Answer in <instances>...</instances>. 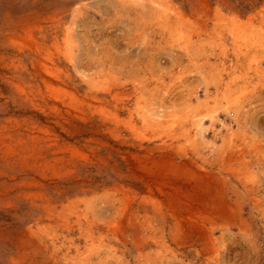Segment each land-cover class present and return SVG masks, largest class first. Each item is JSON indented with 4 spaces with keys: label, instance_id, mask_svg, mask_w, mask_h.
I'll return each mask as SVG.
<instances>
[{
    "label": "rangeland",
    "instance_id": "rangeland-1",
    "mask_svg": "<svg viewBox=\"0 0 264 264\" xmlns=\"http://www.w3.org/2000/svg\"><path fill=\"white\" fill-rule=\"evenodd\" d=\"M133 1L0 0V264H264V0Z\"/></svg>",
    "mask_w": 264,
    "mask_h": 264
},
{
    "label": "bare ground",
    "instance_id": "bare-ground-1",
    "mask_svg": "<svg viewBox=\"0 0 264 264\" xmlns=\"http://www.w3.org/2000/svg\"><path fill=\"white\" fill-rule=\"evenodd\" d=\"M5 1V0H4ZM9 1V0H8ZM39 1V0H38ZM126 1H128V0H126ZM135 1V0H134ZM133 1V2H134ZM44 2V1H43ZM58 2V1H57ZM139 2V1H138ZM137 2V3H138ZM154 2V1H153ZM171 2H172V0H171ZM136 3V4H137ZM163 3V2H162ZM49 4V3H48ZM55 4V3H54ZM150 4H152V3H150ZM167 4V3H166ZM25 5V4H24ZM148 5V4H147ZM164 5V4H163ZM1 6V5H0ZM146 6V5H145ZM151 6H153V5H151ZM165 6V5H164ZM167 6V5H166ZM169 6V5H168ZM69 7V6H68ZM148 7V6H147ZM55 8V7H54ZM59 8V7H58ZM61 8H64V7H61ZM52 9V8H51ZM165 9V8H164ZM173 9V8H172ZM156 10V9H155ZM154 10V11H155ZM166 10H168L167 8H166ZM214 10V9H213ZM221 10H222V8H221ZM225 10V9H224ZM152 11V10H151ZM169 11V10H168ZM7 12V11H6ZM166 12V11H165ZM175 13H176V11H174ZM216 12H218V13H220L219 11H216ZM264 12V11H263ZM8 13V12H7ZM39 13V12H38ZM42 13V12H41ZM164 13V12H163ZM40 14V13H39ZM153 14V13H152ZM165 14V13H164ZM7 15V14H6ZM26 15H30V14H26ZM166 15V14H165ZM178 15V14H177ZM218 15V14H217ZM237 15V14H236ZM9 16V15H8ZM12 16V15H11ZM156 16V15H155ZM159 16V15H158ZM157 16V17H158ZM179 16V15H178ZM220 16V15H219ZM229 17V16H228ZM248 17H250V16H248ZM247 17V18H248ZM180 19H181V17H179ZM223 18V17H222ZM232 18V17H231ZM255 18V17H254ZM154 19V18H153ZM261 19V18H260ZM3 20H4V18H3ZM172 20V19H171ZM229 20V19H228ZM238 21V22H235V21ZM22 21V20H21ZM21 21H19V22H21ZM28 21V20H27ZM151 21H152V19H151ZM164 21V20H163ZM227 21V20H226ZM5 22V21H4ZM26 22V21H25ZM150 22V21H149ZM158 22H160L161 23V21H158ZM177 22V21H176ZM230 24H231V29H233L232 30V33L234 34L233 36H234V39H238V38H246V37H248V35H255L257 38H256V40H258L259 42L258 43H260V41H261V35H262V33H261V29H262V25H261V23H260V25H258V26H256L255 28L253 27V22H252V20H251V18H248V19H245V20H242V21H239L238 19H236V18H233V19H230ZM185 23V22H184ZM227 23H229V22H227ZM179 24V23H178ZM221 24H223V23H221ZM2 25V24H1ZM20 24H18V26H19ZM161 25V24H160ZM164 25V24H163ZM168 25V24H167ZM3 26H4V24H3ZM13 26V25H12ZM223 26H225L224 24H223ZM1 27V26H0ZM185 26H183V28H184ZM197 27V26H196ZM183 28H182V30H183ZM198 28V27H197ZM217 28V27H216ZM223 28V27H222ZM249 28V29H248ZM186 29V28H185ZM184 29V30H185ZM193 29V28H192ZM230 29V30H231ZM159 31H160V29H158ZM249 30V31H248ZM199 31V30H198ZM203 31V30H202ZM158 32V31H157ZM162 32H163V30H162ZM161 32V33H162ZM201 32V31H200ZM211 32V31H210ZM215 32V31H214ZM199 33V32H198ZM184 35H186L185 37H186V40H188L189 39V37H190V35H189V33H185ZM194 35V34H193ZM199 35V34H198ZM197 36V35H196ZM254 37V36H253ZM219 38V37H218ZM192 39V38H191ZM225 39V38H224ZM233 39V38H232ZM247 40V39H246ZM195 41V40H194ZM227 41V40H226ZM250 42V41H249ZM257 42V41H256ZM246 43H248V42H246ZM254 43V42H253ZM264 43V42H263ZM223 44V43H222ZM255 44V43H254ZM253 44V45H254ZM244 45V44H243ZM242 45V46H243ZM219 46V45H218ZM221 46V45H220ZM245 46V45H244ZM222 47V46H221ZM252 47V46H251ZM260 47V46H259ZM258 47V48H259ZM223 48V47H222ZM221 48V49H222ZM240 48V47H239ZM238 48V49H239ZM249 48V47H248ZM253 48V47H252ZM225 49H226V47H225ZM241 49V48H240ZM246 49V48H245ZM264 50V49H263ZM248 52V51H247ZM207 53V52H206ZM240 53V52H239ZM246 56V55H245ZM222 70V69H221ZM221 72V71H220ZM221 75V74H220ZM225 96H226V94H225ZM185 233V232H184Z\"/></svg>",
    "mask_w": 264,
    "mask_h": 264
}]
</instances>
